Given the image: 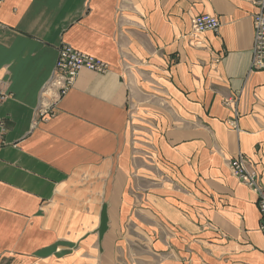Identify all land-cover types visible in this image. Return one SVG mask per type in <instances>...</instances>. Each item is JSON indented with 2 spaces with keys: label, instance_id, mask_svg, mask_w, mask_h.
I'll return each instance as SVG.
<instances>
[{
  "label": "crops",
  "instance_id": "crops-1",
  "mask_svg": "<svg viewBox=\"0 0 264 264\" xmlns=\"http://www.w3.org/2000/svg\"><path fill=\"white\" fill-rule=\"evenodd\" d=\"M256 11L0 0V264H264L257 197L228 165L243 155L264 186ZM203 13L219 28L193 36ZM62 43L108 68L41 115Z\"/></svg>",
  "mask_w": 264,
  "mask_h": 264
},
{
  "label": "built area",
  "instance_id": "built-area-1",
  "mask_svg": "<svg viewBox=\"0 0 264 264\" xmlns=\"http://www.w3.org/2000/svg\"><path fill=\"white\" fill-rule=\"evenodd\" d=\"M250 1L257 6V11L253 15L254 39L250 68L264 70V0ZM219 25L217 17L212 14L203 13L191 18L193 36L206 30L216 32ZM107 68L108 65L102 60L85 54L66 43H62L57 50V58L51 77L41 91L42 100L46 99L47 103L41 101L38 108L39 114L46 115L55 103L66 94L81 69L104 73ZM6 98L7 94L0 88V104ZM230 124L235 126L236 122L232 121ZM4 130V123L0 120V134ZM228 165L232 175L256 195L259 209V230L264 235V186L260 182L258 173L241 154L230 158Z\"/></svg>",
  "mask_w": 264,
  "mask_h": 264
}]
</instances>
